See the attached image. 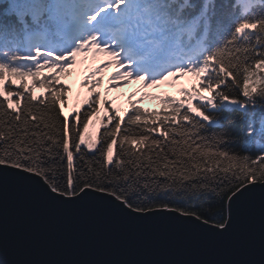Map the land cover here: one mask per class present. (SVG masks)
Listing matches in <instances>:
<instances>
[{
	"label": "snow or ice",
	"instance_id": "snow-or-ice-1",
	"mask_svg": "<svg viewBox=\"0 0 264 264\" xmlns=\"http://www.w3.org/2000/svg\"><path fill=\"white\" fill-rule=\"evenodd\" d=\"M4 173L228 231L264 192V0H0Z\"/></svg>",
	"mask_w": 264,
	"mask_h": 264
},
{
	"label": "water",
	"instance_id": "water-1",
	"mask_svg": "<svg viewBox=\"0 0 264 264\" xmlns=\"http://www.w3.org/2000/svg\"><path fill=\"white\" fill-rule=\"evenodd\" d=\"M0 264H264V192L234 206L217 232L171 215L134 217L107 201L60 204L0 175Z\"/></svg>",
	"mask_w": 264,
	"mask_h": 264
},
{
	"label": "rangeland",
	"instance_id": "rangeland-1",
	"mask_svg": "<svg viewBox=\"0 0 264 264\" xmlns=\"http://www.w3.org/2000/svg\"><path fill=\"white\" fill-rule=\"evenodd\" d=\"M109 71H111V69L109 70ZM188 82V80H187V78H186V80L184 81V83H187ZM172 85H170V84H164V85H160V86H158V87H154V88H151V89H145V91H152V92H158V91H162V90H165L166 88H170L171 90H173L174 92H176V91H178V86H176V87H174V86H172ZM140 87V85L139 84H137V83H133L132 85H128V86H125L124 88H122L121 90H120V92L119 93H112V95L113 96H121V95H123L124 94V92H131V91H133V90H136L137 88H139Z\"/></svg>",
	"mask_w": 264,
	"mask_h": 264
},
{
	"label": "trees",
	"instance_id": "trees-1",
	"mask_svg": "<svg viewBox=\"0 0 264 264\" xmlns=\"http://www.w3.org/2000/svg\"><path fill=\"white\" fill-rule=\"evenodd\" d=\"M76 78L73 77L72 80H70L69 82H73ZM107 81V79H106ZM170 94H173V95H180L179 92H169ZM123 100H127V97H125ZM74 102H75V98H74ZM118 106H120L119 103H117ZM143 106L146 107V108H155V107H158L159 106V102L156 101V100H153L151 97H149L148 99H146L144 102H143ZM100 131H103V129H100ZM83 147V146H82Z\"/></svg>",
	"mask_w": 264,
	"mask_h": 264
}]
</instances>
